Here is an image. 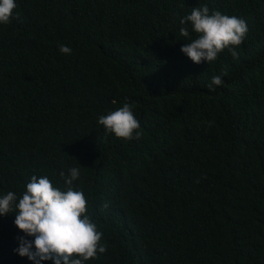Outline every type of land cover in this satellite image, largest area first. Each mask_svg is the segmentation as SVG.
Wrapping results in <instances>:
<instances>
[{
	"label": "trees",
	"instance_id": "16d2710c",
	"mask_svg": "<svg viewBox=\"0 0 264 264\" xmlns=\"http://www.w3.org/2000/svg\"><path fill=\"white\" fill-rule=\"evenodd\" d=\"M16 4L0 26V191L78 167L106 248L85 264H264V0ZM202 4L246 21L235 57L180 52V18ZM125 102L139 138L96 122ZM13 218L0 264H32Z\"/></svg>",
	"mask_w": 264,
	"mask_h": 264
},
{
	"label": "clouds",
	"instance_id": "9594fccd",
	"mask_svg": "<svg viewBox=\"0 0 264 264\" xmlns=\"http://www.w3.org/2000/svg\"><path fill=\"white\" fill-rule=\"evenodd\" d=\"M16 8V0H0V26L16 18ZM179 23L180 35L188 38L180 52L195 64L216 60L223 49L235 57L233 46H239L248 31L243 18L218 10L210 12L204 4L192 7ZM58 51L70 54L71 48L59 44ZM223 83L221 76L215 75L207 87L214 91V86L222 87ZM96 122L105 132L123 140L139 138L141 134L139 121L127 102L99 115ZM57 175L59 179L50 180L48 175L34 174L22 191H0V217H14L12 223L21 235L16 238L13 252L19 257H26L32 264H85L106 251L102 233L87 213L86 199L78 184L80 169L68 167Z\"/></svg>",
	"mask_w": 264,
	"mask_h": 264
}]
</instances>
